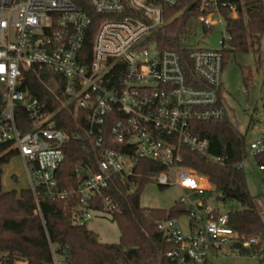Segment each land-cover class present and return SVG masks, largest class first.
<instances>
[{"label": "built area", "instance_id": "built-area-1", "mask_svg": "<svg viewBox=\"0 0 264 264\" xmlns=\"http://www.w3.org/2000/svg\"><path fill=\"white\" fill-rule=\"evenodd\" d=\"M88 1L101 16L125 12L121 0ZM177 2L166 0L169 6ZM129 4L140 16L101 22L89 52L92 21L72 0H0V158L14 153L22 159L28 188L36 198L41 186L52 198H67L71 191L60 190L56 176L71 136L57 128L56 115L72 107L76 116L84 113L86 136L98 153L97 172L88 173L78 189L84 206L114 176H121L122 184L134 191L135 184L127 178L133 176L138 159H147L164 168L155 177L158 185L177 187L184 194L179 203L187 210L185 226L182 217L158 224L168 249L157 264H216L218 259L239 256L251 264H264V255L255 249L259 239L240 237L230 227L228 213L207 204L213 198L206 178L183 165L185 148L208 154L209 142L197 125L227 118L222 74L231 37L219 2H202L196 20L206 32L224 27L221 48L187 47L188 69L177 52L159 50L149 41L164 24L162 9L148 0ZM228 9L229 18L235 20L236 7ZM30 71L52 74L53 87L48 89L60 109L51 110L29 93L26 74ZM108 139L124 151L108 147ZM250 150L254 158L264 156V139L252 143ZM236 167L243 169V162ZM76 172L84 174L81 168ZM193 197H204L198 208ZM103 204V213L116 210L107 197ZM92 211L81 207V224Z\"/></svg>", "mask_w": 264, "mask_h": 264}, {"label": "trees", "instance_id": "trees-1", "mask_svg": "<svg viewBox=\"0 0 264 264\" xmlns=\"http://www.w3.org/2000/svg\"><path fill=\"white\" fill-rule=\"evenodd\" d=\"M72 1L92 21L87 43L89 52L92 38L101 22L140 16L130 8V0H121L125 12L118 16L95 13L88 0ZM204 1L178 0L176 5L169 6L166 0H148L149 4L162 9L164 20V24L149 37V41L156 43L159 50L177 52L187 69L190 67L189 49L185 42L189 37L187 26L202 13ZM217 2L231 37L227 42L228 49L224 52L223 68L231 56L248 52L254 54L259 68L264 37V0ZM230 6L237 9L235 20L229 18ZM242 75L249 89L253 79L251 70L242 68ZM52 78L48 71H30L26 74V87L31 95L46 103L51 110H56L61 105L48 89L53 87ZM56 123L58 129L71 136L65 146V160L56 176L59 189L71 192L67 198L60 199L52 198L44 186L36 189L37 198L29 188L4 191L3 167L16 155L12 153L0 158V264H55L57 256L62 258L59 264H157L168 249L158 224L187 214L186 208L180 203L169 211L141 207V191L164 168L153 161L138 159L133 176L127 178L128 182L135 184L138 189L136 193L127 184H122L121 176H114L108 187L84 206L78 189L88 173L97 172V150L86 136L84 113L76 116L72 107L60 109ZM197 128L200 135L209 142L208 154L201 156L185 148L182 151L183 165L206 178L212 188L209 196L217 202L235 200L240 203L242 209L228 213L229 225L240 237L259 239L260 243L255 249L264 255L263 217L256 199L248 191L244 169L236 167L248 157L245 137L234 129L228 117L222 121L199 124ZM107 130L108 138L110 129ZM73 135L78 137L73 138ZM106 145L124 151L123 147L111 139H108ZM255 159L260 167L264 165V156L258 155ZM79 168L84 170V174H77ZM106 197L116 207L110 216L120 231L118 244L102 243L98 235L87 228L86 223L81 224V207L103 212Z\"/></svg>", "mask_w": 264, "mask_h": 264}, {"label": "rangeland", "instance_id": "rangeland-1", "mask_svg": "<svg viewBox=\"0 0 264 264\" xmlns=\"http://www.w3.org/2000/svg\"><path fill=\"white\" fill-rule=\"evenodd\" d=\"M194 25V26H193ZM186 46L191 49L220 50V41L225 37V29L217 26L213 31H205L203 26L193 18L188 26ZM261 66L256 65V57L252 52L231 56L224 66L222 74V101L229 122L234 129L245 137L247 159L243 162L247 188L256 199L264 221V170L254 158L250 145L264 139V37L261 42ZM242 68L251 70L252 83L248 89L243 82ZM264 166V165H263ZM26 171L18 156L13 157L3 167L2 187L5 191H21L28 188ZM17 179V180H16ZM205 185L204 182L202 186ZM184 194L174 186L160 187L154 179L147 184L140 194V204L143 208L171 210ZM202 198L193 197L191 201L197 206ZM207 204L218 209L221 214L242 209L239 202L233 200L226 203L217 202L215 198L208 199ZM86 222L87 228L98 235L104 244H118L120 231L118 225L109 214L92 211ZM186 216L180 219L185 226ZM1 257V255H0ZM57 262L62 258L56 257ZM216 264H251L250 259L239 256L237 258L218 259Z\"/></svg>", "mask_w": 264, "mask_h": 264}, {"label": "water", "instance_id": "water-1", "mask_svg": "<svg viewBox=\"0 0 264 264\" xmlns=\"http://www.w3.org/2000/svg\"><path fill=\"white\" fill-rule=\"evenodd\" d=\"M137 191H138V189L136 188V189L133 191V193H136ZM235 248H236V249H239V248H240V245H239V244H236V245H235Z\"/></svg>", "mask_w": 264, "mask_h": 264}, {"label": "crops", "instance_id": "crops-1", "mask_svg": "<svg viewBox=\"0 0 264 264\" xmlns=\"http://www.w3.org/2000/svg\"><path fill=\"white\" fill-rule=\"evenodd\" d=\"M27 176V175H26ZM27 178V177H26ZM17 180V179H16ZM27 181H28V179H27ZM5 191V190H4Z\"/></svg>", "mask_w": 264, "mask_h": 264}]
</instances>
